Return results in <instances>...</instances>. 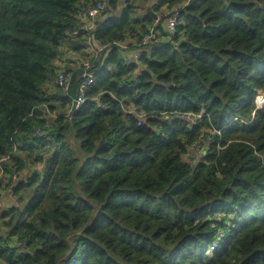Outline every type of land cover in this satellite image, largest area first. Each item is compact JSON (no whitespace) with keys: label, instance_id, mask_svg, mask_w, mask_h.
<instances>
[{"label":"trees","instance_id":"trees-1","mask_svg":"<svg viewBox=\"0 0 264 264\" xmlns=\"http://www.w3.org/2000/svg\"><path fill=\"white\" fill-rule=\"evenodd\" d=\"M102 2L0 0V264H264V0Z\"/></svg>","mask_w":264,"mask_h":264},{"label":"built area","instance_id":"built-area-1","mask_svg":"<svg viewBox=\"0 0 264 264\" xmlns=\"http://www.w3.org/2000/svg\"><path fill=\"white\" fill-rule=\"evenodd\" d=\"M105 6L102 3H98L96 6H87L85 8L79 9L77 16L80 19H87L89 20L92 17L100 16L104 13ZM183 23V20L181 17H179L178 13L175 11L172 13V15L168 18L166 22V30L169 33H173L175 31V28L178 25H181ZM153 35V34H152ZM152 35H148L142 38L141 41V47H144L150 43V40L152 39ZM141 47H139L132 56L134 57V60H138L141 52ZM83 67L85 68L82 75L80 76V84L78 88V95L77 97L72 100V102L69 105L68 112L65 114V118L71 121V116L74 111L78 110L86 101V96L89 91V89L93 86L95 83V77L93 76V73L91 70L89 71V66L87 63L83 64ZM70 85V77L69 75L64 71L61 70L55 79V86L59 90L60 93L65 94ZM261 97L264 99V96H260L257 98L256 104L258 108H261L264 104V102H261ZM0 202L1 200V192H0Z\"/></svg>","mask_w":264,"mask_h":264},{"label":"crops","instance_id":"crops-1","mask_svg":"<svg viewBox=\"0 0 264 264\" xmlns=\"http://www.w3.org/2000/svg\"><path fill=\"white\" fill-rule=\"evenodd\" d=\"M115 4H116V8L114 10H112L109 5L105 6V8H108V15L106 17V19H117L120 17L122 11L124 8L128 7V6H132V8L134 9V19L135 20H142L144 18H151L154 23H157L162 17L166 18L167 14L169 13L168 11L162 10V12H155L154 11V6H156V0H115ZM150 10V11H149ZM151 13L154 16H157V21H155L151 16ZM102 17V15L97 16V17H92L89 20H86L85 22L81 23L82 24V29L84 30H90L91 28L94 27L93 23L96 24L97 22H101L102 20H99V18ZM167 22V21H165ZM164 25H166V23H164ZM103 50V47L96 42L90 43V45L88 46V53L89 55H98V53L100 51ZM79 54L83 55L84 53L79 52ZM127 54V53H126ZM131 57V56H130ZM71 60L74 61H70L69 65H70V70H74L75 66H77V62L79 61V58H73L70 57ZM132 59V58H131ZM81 60V59H80ZM5 203L8 205L11 203L10 199H7V201H5ZM6 205V206H7Z\"/></svg>","mask_w":264,"mask_h":264},{"label":"rangeland","instance_id":"rangeland-1","mask_svg":"<svg viewBox=\"0 0 264 264\" xmlns=\"http://www.w3.org/2000/svg\"><path fill=\"white\" fill-rule=\"evenodd\" d=\"M102 3H103V2H102ZM103 5L106 6L105 3H103ZM132 60H134V57H133V56H132ZM134 61H135V60H134ZM136 61H137V60H136ZM57 92H58V91H57ZM58 93H59V92H58ZM59 95H60V93H59ZM60 96H61V95H60ZM260 100H261V102H264V99H263L262 97H261ZM0 189H2V188H0ZM3 190H4V189L0 190V192L3 194L4 202H5V201H7V199H9V196H8L9 193L6 194L5 192H3ZM7 192H9V190H7ZM2 207H4V205L2 204V202H0V209H1ZM24 245H25L24 243H20V244L18 243L16 246L21 247V246H24Z\"/></svg>","mask_w":264,"mask_h":264},{"label":"water","instance_id":"water-1","mask_svg":"<svg viewBox=\"0 0 264 264\" xmlns=\"http://www.w3.org/2000/svg\"><path fill=\"white\" fill-rule=\"evenodd\" d=\"M150 11V10H149ZM151 15H152V18L155 20V21H157V16H154L152 13H151ZM155 31H156V28H154V30H153V33H155ZM60 95L62 96L63 94L62 93H60Z\"/></svg>","mask_w":264,"mask_h":264}]
</instances>
